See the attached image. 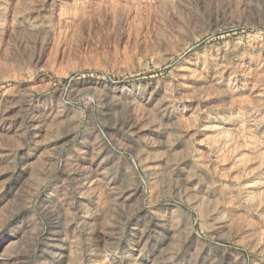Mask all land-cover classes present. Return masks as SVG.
Returning <instances> with one entry per match:
<instances>
[{
    "label": "rangeland",
    "instance_id": "rangeland-1",
    "mask_svg": "<svg viewBox=\"0 0 264 264\" xmlns=\"http://www.w3.org/2000/svg\"><path fill=\"white\" fill-rule=\"evenodd\" d=\"M263 142L264 0H0V264H264Z\"/></svg>",
    "mask_w": 264,
    "mask_h": 264
},
{
    "label": "bare ground",
    "instance_id": "bare-ground-1",
    "mask_svg": "<svg viewBox=\"0 0 264 264\" xmlns=\"http://www.w3.org/2000/svg\"><path fill=\"white\" fill-rule=\"evenodd\" d=\"M46 6H47V5H46ZM220 135H221V134H220ZM227 142H228V141H227ZM260 143H261V142H260ZM263 143H264V142H263ZM94 170H95V169H94ZM83 181H84V180H83ZM76 182H77V181H76ZM262 189H263V188H262ZM81 198H82V197H81ZM84 198H85V197H84ZM72 206H73V205H72ZM67 207H69V206H67ZM69 211H70V210H69ZM76 211H77V210H76ZM76 211H74V212H76ZM76 213H77V212H76ZM81 218L85 219L83 215L81 216ZM90 222H91V221H90ZM77 228H78V227H77ZM135 253H136V252H135ZM103 254H104V253H103ZM131 258H132V257H131ZM92 259H93V258H92ZM117 263H118V262H117Z\"/></svg>",
    "mask_w": 264,
    "mask_h": 264
}]
</instances>
